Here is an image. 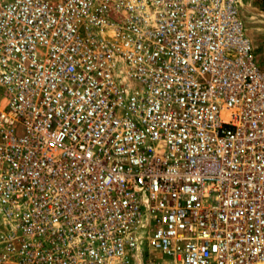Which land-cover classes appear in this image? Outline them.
Instances as JSON below:
<instances>
[{
	"label": "built area",
	"instance_id": "2783aa9c",
	"mask_svg": "<svg viewBox=\"0 0 264 264\" xmlns=\"http://www.w3.org/2000/svg\"><path fill=\"white\" fill-rule=\"evenodd\" d=\"M238 2L0 0V264H264Z\"/></svg>",
	"mask_w": 264,
	"mask_h": 264
},
{
	"label": "crops",
	"instance_id": "0c3cea01",
	"mask_svg": "<svg viewBox=\"0 0 264 264\" xmlns=\"http://www.w3.org/2000/svg\"><path fill=\"white\" fill-rule=\"evenodd\" d=\"M238 3L255 63L264 71V0H239Z\"/></svg>",
	"mask_w": 264,
	"mask_h": 264
},
{
	"label": "rangeland",
	"instance_id": "374dc122",
	"mask_svg": "<svg viewBox=\"0 0 264 264\" xmlns=\"http://www.w3.org/2000/svg\"><path fill=\"white\" fill-rule=\"evenodd\" d=\"M241 15V14H240ZM242 20V23H243V26H244V22H243V19L241 18ZM245 27V26H244ZM2 91L0 90V107H2L4 104H5V100L1 98V95H2ZM158 256L157 254H154L153 257H156Z\"/></svg>",
	"mask_w": 264,
	"mask_h": 264
}]
</instances>
